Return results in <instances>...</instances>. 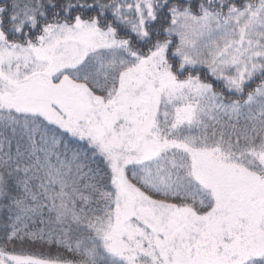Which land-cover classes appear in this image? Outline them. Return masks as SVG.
<instances>
[{
	"label": "snow or ice",
	"instance_id": "snow-or-ice-1",
	"mask_svg": "<svg viewBox=\"0 0 264 264\" xmlns=\"http://www.w3.org/2000/svg\"><path fill=\"white\" fill-rule=\"evenodd\" d=\"M0 264H264V0H0Z\"/></svg>",
	"mask_w": 264,
	"mask_h": 264
}]
</instances>
